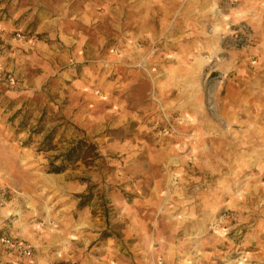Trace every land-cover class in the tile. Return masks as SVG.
<instances>
[{
    "label": "rangeland",
    "instance_id": "obj_1",
    "mask_svg": "<svg viewBox=\"0 0 264 264\" xmlns=\"http://www.w3.org/2000/svg\"><path fill=\"white\" fill-rule=\"evenodd\" d=\"M0 264H264V0H0Z\"/></svg>",
    "mask_w": 264,
    "mask_h": 264
},
{
    "label": "trees",
    "instance_id": "obj_2",
    "mask_svg": "<svg viewBox=\"0 0 264 264\" xmlns=\"http://www.w3.org/2000/svg\"><path fill=\"white\" fill-rule=\"evenodd\" d=\"M40 131V130H37ZM53 131L49 132L42 141L41 145L38 147L39 151H50L57 148L54 144ZM97 151L96 144L93 142H88L86 139L82 138L74 142L65 153L60 154L52 158L49 163L48 172L50 173H61L64 172L68 165L75 163L79 160L87 159L90 155L89 153H95ZM86 201L81 202V206L86 205Z\"/></svg>",
    "mask_w": 264,
    "mask_h": 264
},
{
    "label": "built area",
    "instance_id": "obj_3",
    "mask_svg": "<svg viewBox=\"0 0 264 264\" xmlns=\"http://www.w3.org/2000/svg\"><path fill=\"white\" fill-rule=\"evenodd\" d=\"M5 242L12 248H15L16 250L20 251L24 256L26 257L32 256L33 250L31 249L30 246L26 245L24 242L13 238L5 239Z\"/></svg>",
    "mask_w": 264,
    "mask_h": 264
}]
</instances>
